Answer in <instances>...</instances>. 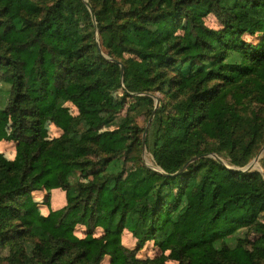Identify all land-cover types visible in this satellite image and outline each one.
I'll return each instance as SVG.
<instances>
[{
    "label": "trees",
    "instance_id": "1",
    "mask_svg": "<svg viewBox=\"0 0 264 264\" xmlns=\"http://www.w3.org/2000/svg\"><path fill=\"white\" fill-rule=\"evenodd\" d=\"M121 83L145 106L167 97L144 144L128 125L89 136L114 112L103 89ZM0 94L15 144L0 161V264H165L137 257L147 244L174 264H264V179L211 158L243 168L255 152L259 126L240 113L264 103V0H0ZM46 124L61 136L45 141ZM134 146L160 171L137 158L125 171ZM91 154L104 169L72 184ZM56 190L58 210L34 198Z\"/></svg>",
    "mask_w": 264,
    "mask_h": 264
},
{
    "label": "rangeland",
    "instance_id": "2",
    "mask_svg": "<svg viewBox=\"0 0 264 264\" xmlns=\"http://www.w3.org/2000/svg\"><path fill=\"white\" fill-rule=\"evenodd\" d=\"M86 1V0H85ZM205 25L207 28L212 30H221L219 22L213 17L212 15L208 16L205 20ZM94 40L95 43L99 46L98 36L97 34H94ZM245 40L249 43H252L253 45H256L258 40L256 38H250L245 37ZM130 59L129 57H125ZM123 85L121 83V89L118 88H109L106 87L103 89V94L106 99L107 105H109L113 110L112 116L108 119L107 124L104 125V127L97 132H91L89 133L90 137H95L103 132H113L117 130L118 128H121L124 125H128L129 127H136L137 132L135 134L136 141L138 143L142 142L143 139L145 141V138L147 136V133L150 129L151 123L153 121V118L155 116L156 110L159 108V101H162V104L167 100V97H165L161 92L155 91L153 94H151V99L153 100V105L151 107L145 106L142 104H139L135 102L131 98H125L123 95ZM3 96L0 94V101L2 102ZM228 103L230 105L234 104V101L229 99ZM244 105H246L245 110L240 113V115H246L250 119H254L257 121V125L259 126V133L256 137V149L253 154V157L249 161V163L243 167V168H234L229 166V160L227 159H221L216 156H211L213 159H218L222 162L224 166H226L229 169H232L234 171H244L246 168L255 163V159L259 156L260 152L264 148V103L259 104L257 102H251V101H244ZM251 105V106H250ZM262 105V106H257ZM67 109V115L69 118H75L78 115L77 110L71 106L70 104L65 105ZM4 105L0 104V161L6 162V161H12L14 159L15 155V144L12 142H7L5 139L8 137V134L10 133V127L11 122L9 120V116L4 113ZM173 109V108H172ZM170 108L169 112L172 111ZM174 112V110H173ZM177 112L179 113V109L177 108ZM257 116V117H256ZM126 123V124H125ZM83 132V129L81 130ZM130 131V130H128ZM61 131H59L55 126L52 124H46L45 129L43 131L42 138L45 141H52L54 139H57L61 136ZM94 151V150H93ZM104 158V157H102ZM139 159V163L153 171H160L159 168L156 166L152 155L150 154L149 150L145 147H143L140 151L134 146L132 148V152L127 158V160H121L123 161V169L125 171H129L136 167V164L132 163V159ZM101 158H97L95 154H91L89 160L91 161V166L87 169V175L81 176L79 173L75 174L74 178L71 179V183L74 184L76 182H81L83 184L88 183L91 180L90 173L95 169L101 170L104 169V164L100 163ZM264 159V153L261 156V158L258 160L257 167H252L251 171L241 172L243 174H251V173H259L261 174L262 178L264 179V172L261 168V161ZM64 194V193H63ZM53 191L50 192H40L38 194H34V198L37 200V202L43 203V201L46 199V197L49 196L50 201L51 199L57 195H53ZM50 204V203H49ZM51 206V204H50ZM264 217L260 220V223H264ZM99 231L96 232L97 235H99ZM76 234L79 238H83L84 229L78 227L76 229ZM124 240L123 245L128 250H134L135 244L134 241L131 239L130 236H127V234H124ZM126 237L129 238L130 241H132L133 244L129 245L126 242ZM241 237H247L248 241L254 242L256 239V234L254 233H247L246 231L242 232ZM251 248V247H250ZM137 257L139 259H158L160 262H164L165 264H174L173 262L167 260L168 253L162 254L159 252L155 247H153L152 244H147L143 250L137 253ZM102 264H109V259L105 258L102 262Z\"/></svg>",
    "mask_w": 264,
    "mask_h": 264
},
{
    "label": "crops",
    "instance_id": "3",
    "mask_svg": "<svg viewBox=\"0 0 264 264\" xmlns=\"http://www.w3.org/2000/svg\"><path fill=\"white\" fill-rule=\"evenodd\" d=\"M53 195H57V197ZM53 195L52 196L54 197V199L52 198L50 201L51 209L58 210L64 207L65 206V195L63 194V192L56 190V191H53ZM47 213H48V210L45 211V214Z\"/></svg>",
    "mask_w": 264,
    "mask_h": 264
},
{
    "label": "water",
    "instance_id": "4",
    "mask_svg": "<svg viewBox=\"0 0 264 264\" xmlns=\"http://www.w3.org/2000/svg\"><path fill=\"white\" fill-rule=\"evenodd\" d=\"M114 63H116V64H118L117 62H114ZM119 65V64H118ZM120 66V68H121V75H123V67L121 66V65H119ZM144 139H143V144H144ZM263 153H264V148L262 149V151L260 152V154H259V156L255 159V163H257L258 162V160L261 158V156L263 155ZM217 161H219L220 163H222L220 160H218V159H216ZM186 166L187 165H185L184 167H183V169H181L178 173H181L185 168H186ZM254 166V164H251V165H249L247 168H246V170H244V171H241V172H246V171H251L252 170V167ZM237 172H240V171H237ZM177 173V174H178Z\"/></svg>",
    "mask_w": 264,
    "mask_h": 264
},
{
    "label": "bare ground",
    "instance_id": "5",
    "mask_svg": "<svg viewBox=\"0 0 264 264\" xmlns=\"http://www.w3.org/2000/svg\"><path fill=\"white\" fill-rule=\"evenodd\" d=\"M254 167H257V164L256 163H254Z\"/></svg>",
    "mask_w": 264,
    "mask_h": 264
}]
</instances>
